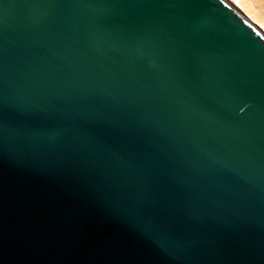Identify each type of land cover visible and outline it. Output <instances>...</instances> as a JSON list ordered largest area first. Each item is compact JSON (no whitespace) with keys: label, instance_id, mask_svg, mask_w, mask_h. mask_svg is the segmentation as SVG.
I'll list each match as a JSON object with an SVG mask.
<instances>
[{"label":"water","instance_id":"water-1","mask_svg":"<svg viewBox=\"0 0 264 264\" xmlns=\"http://www.w3.org/2000/svg\"><path fill=\"white\" fill-rule=\"evenodd\" d=\"M0 264H264V35L225 0H0Z\"/></svg>","mask_w":264,"mask_h":264},{"label":"rangeland","instance_id":"rangeland-1","mask_svg":"<svg viewBox=\"0 0 264 264\" xmlns=\"http://www.w3.org/2000/svg\"><path fill=\"white\" fill-rule=\"evenodd\" d=\"M245 11L264 24V0H241Z\"/></svg>","mask_w":264,"mask_h":264},{"label":"bare ground","instance_id":"bare-ground-1","mask_svg":"<svg viewBox=\"0 0 264 264\" xmlns=\"http://www.w3.org/2000/svg\"><path fill=\"white\" fill-rule=\"evenodd\" d=\"M225 1L229 3L231 6H233L235 9H237L249 22H251L253 25L258 27L259 30L264 35V24L245 11V8L243 7V3L241 2V0H225Z\"/></svg>","mask_w":264,"mask_h":264}]
</instances>
